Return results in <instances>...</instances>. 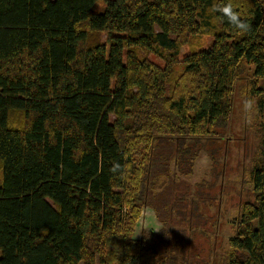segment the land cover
Here are the masks:
<instances>
[{"label":"trees","instance_id":"trees-1","mask_svg":"<svg viewBox=\"0 0 264 264\" xmlns=\"http://www.w3.org/2000/svg\"><path fill=\"white\" fill-rule=\"evenodd\" d=\"M97 1L0 0V264L202 255L172 229L183 180L151 188L172 158L188 174L199 151L213 154L248 68L264 117V0H107L95 11ZM229 2L247 31L213 11ZM206 30L210 45L182 57L181 43ZM14 111L24 126L11 124ZM261 146L254 201L241 207L224 264H264V131ZM144 206L163 227L137 235Z\"/></svg>","mask_w":264,"mask_h":264},{"label":"rangeland","instance_id":"rangeland-1","mask_svg":"<svg viewBox=\"0 0 264 264\" xmlns=\"http://www.w3.org/2000/svg\"><path fill=\"white\" fill-rule=\"evenodd\" d=\"M106 3L107 0H98L94 10H103ZM209 32L210 30H206L205 33L194 35L187 42L181 43L182 57L185 53L209 46L212 42ZM105 36V33L101 34L104 41ZM157 60L155 62L161 61ZM252 75L253 69L248 68L237 83L227 131L222 133L221 140H216L211 145L213 154H208L205 149L199 151L194 160L193 171L188 174H176L175 159L172 158L169 171L159 176L155 189L151 188L153 193L158 189L163 190L176 175H179V182H184L178 188L183 191L178 195L180 199L177 205L185 212L172 210L175 223L172 229L179 230L180 236L181 232L186 233L193 241V246L202 248V255L199 251H195L194 255L186 253V260L181 264H224V257L230 248L229 239L236 234L241 207L247 200L254 201L250 173L255 162L263 156L261 144L264 117L258 110L256 97L249 92L248 80ZM245 99H252L254 102L253 109L247 114L243 109ZM10 121L13 126L25 125V119L18 111L11 113ZM2 175L0 162V183ZM186 189L189 192H185ZM186 202L189 203V208H185ZM143 209L144 214L137 223V235L144 228L162 229L163 225L158 218L156 221L152 216L153 208L144 206ZM185 227L186 232L183 231ZM167 230L171 232L170 229Z\"/></svg>","mask_w":264,"mask_h":264},{"label":"clouds","instance_id":"clouds-1","mask_svg":"<svg viewBox=\"0 0 264 264\" xmlns=\"http://www.w3.org/2000/svg\"><path fill=\"white\" fill-rule=\"evenodd\" d=\"M213 11L219 13L223 18H226L227 22L233 26L234 29L240 31H247L248 25L241 18L238 11H236L233 5L229 2L226 4L218 3L213 5ZM254 102L252 99H245L243 104L244 112L247 114L253 109ZM120 170V165L115 164L110 171L116 173Z\"/></svg>","mask_w":264,"mask_h":264},{"label":"crops","instance_id":"crops-1","mask_svg":"<svg viewBox=\"0 0 264 264\" xmlns=\"http://www.w3.org/2000/svg\"><path fill=\"white\" fill-rule=\"evenodd\" d=\"M154 218H156V221H157V216H156V212L155 210L153 209V215H152Z\"/></svg>","mask_w":264,"mask_h":264}]
</instances>
